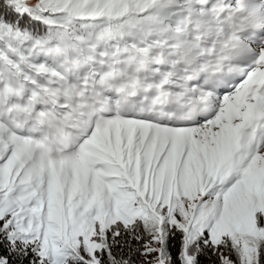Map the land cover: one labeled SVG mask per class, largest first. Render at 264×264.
<instances>
[{"label":"snow or ice","instance_id":"6c2138e0","mask_svg":"<svg viewBox=\"0 0 264 264\" xmlns=\"http://www.w3.org/2000/svg\"><path fill=\"white\" fill-rule=\"evenodd\" d=\"M0 264H264V0H0Z\"/></svg>","mask_w":264,"mask_h":264}]
</instances>
